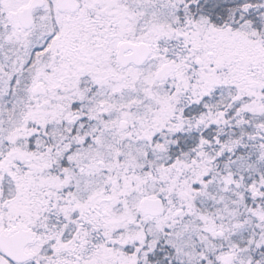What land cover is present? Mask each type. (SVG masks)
<instances>
[{
  "label": "snow or ice",
  "instance_id": "obj_1",
  "mask_svg": "<svg viewBox=\"0 0 264 264\" xmlns=\"http://www.w3.org/2000/svg\"><path fill=\"white\" fill-rule=\"evenodd\" d=\"M0 264H264V0H0Z\"/></svg>",
  "mask_w": 264,
  "mask_h": 264
}]
</instances>
